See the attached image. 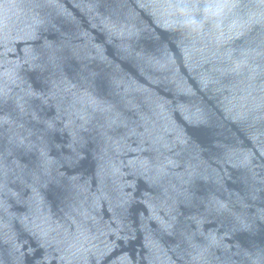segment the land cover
Returning a JSON list of instances; mask_svg holds the SVG:
<instances>
[{
    "label": "water",
    "instance_id": "95a60500",
    "mask_svg": "<svg viewBox=\"0 0 264 264\" xmlns=\"http://www.w3.org/2000/svg\"><path fill=\"white\" fill-rule=\"evenodd\" d=\"M198 3L0 0V264H264V3Z\"/></svg>",
    "mask_w": 264,
    "mask_h": 264
},
{
    "label": "snow or ice",
    "instance_id": "6c2138e0",
    "mask_svg": "<svg viewBox=\"0 0 264 264\" xmlns=\"http://www.w3.org/2000/svg\"><path fill=\"white\" fill-rule=\"evenodd\" d=\"M226 2H227V0H226ZM197 3H198V0H197ZM261 3H264V0H261ZM198 6H200L199 3H198ZM209 6H211V5H209Z\"/></svg>",
    "mask_w": 264,
    "mask_h": 264
}]
</instances>
